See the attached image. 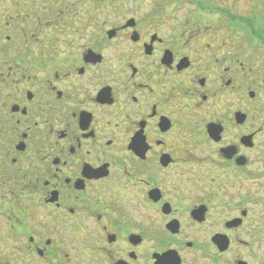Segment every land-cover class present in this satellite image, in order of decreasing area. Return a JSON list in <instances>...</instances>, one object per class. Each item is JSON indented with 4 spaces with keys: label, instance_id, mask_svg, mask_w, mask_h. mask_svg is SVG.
<instances>
[{
    "label": "flooded vegetation",
    "instance_id": "1",
    "mask_svg": "<svg viewBox=\"0 0 264 264\" xmlns=\"http://www.w3.org/2000/svg\"><path fill=\"white\" fill-rule=\"evenodd\" d=\"M239 1L0 0V264H264Z\"/></svg>",
    "mask_w": 264,
    "mask_h": 264
},
{
    "label": "rangeland",
    "instance_id": "2",
    "mask_svg": "<svg viewBox=\"0 0 264 264\" xmlns=\"http://www.w3.org/2000/svg\"><path fill=\"white\" fill-rule=\"evenodd\" d=\"M73 1V0H71ZM118 2L120 1H133V2H141V3H146V2H158V1H166V2H179V0H116ZM232 0H216V2H231ZM254 5V2L251 1V0H240L239 1V12L242 13V14H245L247 17L251 14V9ZM171 9V7H170ZM185 10H187L186 8L185 9H181L182 11V16L185 12ZM168 12L170 10H167ZM215 17V16H214Z\"/></svg>",
    "mask_w": 264,
    "mask_h": 264
},
{
    "label": "trees",
    "instance_id": "3",
    "mask_svg": "<svg viewBox=\"0 0 264 264\" xmlns=\"http://www.w3.org/2000/svg\"><path fill=\"white\" fill-rule=\"evenodd\" d=\"M190 1H196L197 2V1H200V0H190Z\"/></svg>",
    "mask_w": 264,
    "mask_h": 264
}]
</instances>
